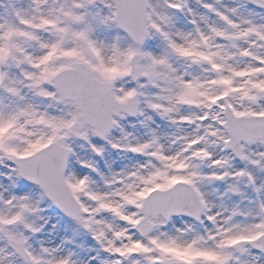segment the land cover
Returning <instances> with one entry per match:
<instances>
[{"label": "snow or ice", "instance_id": "6c2138e0", "mask_svg": "<svg viewBox=\"0 0 264 264\" xmlns=\"http://www.w3.org/2000/svg\"><path fill=\"white\" fill-rule=\"evenodd\" d=\"M0 264H264V0H0Z\"/></svg>", "mask_w": 264, "mask_h": 264}]
</instances>
